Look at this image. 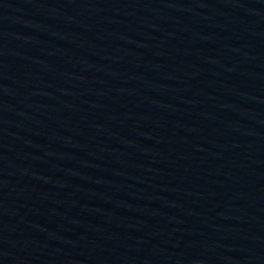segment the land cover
<instances>
[{"label": "water", "instance_id": "water-1", "mask_svg": "<svg viewBox=\"0 0 264 264\" xmlns=\"http://www.w3.org/2000/svg\"><path fill=\"white\" fill-rule=\"evenodd\" d=\"M0 264H264V0H0Z\"/></svg>", "mask_w": 264, "mask_h": 264}]
</instances>
